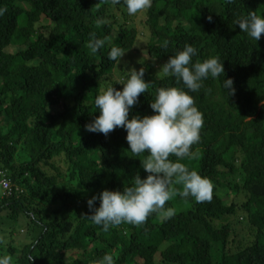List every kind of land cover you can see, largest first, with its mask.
I'll return each instance as SVG.
<instances>
[{"label":"trees","instance_id":"obj_1","mask_svg":"<svg viewBox=\"0 0 264 264\" xmlns=\"http://www.w3.org/2000/svg\"><path fill=\"white\" fill-rule=\"evenodd\" d=\"M0 6L7 8L0 17V255L12 264H29V255L30 264H96L105 253L116 264H264V34L255 41L234 26L249 12L264 14V0H152L139 23L123 0ZM100 18L107 23L98 25ZM91 33L105 39L96 53ZM186 43L198 49L194 62L219 56L224 78L234 81L231 94L223 77L191 93L204 127L195 158L182 162L212 180L213 199L177 195L165 205L175 209L171 219L153 213L141 226L105 233L84 216L92 211L87 200L122 191L137 173L145 177L147 153L133 156L122 127L107 136L86 130L99 115L94 98L111 83L121 88L117 75L143 67L152 87L129 118L152 114L157 88L182 86L155 64ZM113 46L125 51L120 62L107 59ZM24 226L26 240L18 243Z\"/></svg>","mask_w":264,"mask_h":264},{"label":"clouds","instance_id":"obj_2","mask_svg":"<svg viewBox=\"0 0 264 264\" xmlns=\"http://www.w3.org/2000/svg\"><path fill=\"white\" fill-rule=\"evenodd\" d=\"M121 0H112L119 4ZM129 15H135L152 6V0H123ZM229 3L232 0H228ZM7 8L0 6V17ZM211 19V17H209ZM98 25L107 23L104 18L97 19ZM241 32L255 41L264 34V14L249 12L234 21ZM105 39L90 34L89 48L92 53L104 48ZM165 41L162 47H167ZM125 51L119 46L111 47L107 54L109 61L120 62ZM198 49L186 43L182 49L172 54L162 66V74L175 78L176 85L165 86L155 90V98L151 100L150 115H134L129 118L130 110L139 102L141 93H146L152 82L144 78L145 69L133 68L126 78L115 80L122 84L117 88L114 83L101 89L94 98L95 108L99 115L85 125L87 131L99 132L107 136L117 127L126 130V140L133 156L140 157L142 167L147 175H135L130 185L123 190L104 189L99 195L87 200L90 214H85L94 225L102 226L107 233L110 229L122 224L143 225L153 213H159L164 220L175 215V209L165 207L168 201L179 195L182 198L192 197L197 203L211 202L214 184L210 178L201 175L196 169L182 162L191 160L196 153L192 146L201 139L204 127L203 113L196 105L191 93H197L204 87L209 78L223 77L222 86L229 94L235 92L234 81L225 77L223 60L219 56H211L204 60L193 61ZM176 157L175 160L170 157ZM179 185L181 187H176ZM99 200V206L95 202ZM29 264L33 256H28ZM0 264H12L10 255H0ZM96 264H116L114 256L105 253Z\"/></svg>","mask_w":264,"mask_h":264},{"label":"rangeland","instance_id":"obj_3","mask_svg":"<svg viewBox=\"0 0 264 264\" xmlns=\"http://www.w3.org/2000/svg\"><path fill=\"white\" fill-rule=\"evenodd\" d=\"M117 15H118V17H116L117 20H124L123 15H122L121 13H118V11H117ZM130 16L132 17L133 22H134V20H136L137 23H139L142 19L145 18L146 14H144L142 11H140V12H138L137 14H135V15H130ZM138 28H139L140 32H143V33H144V34H142L143 36H147V35H148V33H147L146 31H144V29L142 28V26H141V27H138ZM143 36H141V37H142L143 39H146V38L143 37ZM20 48H21V46H9L8 48H6V50L11 51V52H14V51H18V50H20ZM136 55H138V56L141 55V56H145V57H146V53H142V52H141L140 55L137 54V53H136ZM129 58H133V56H130ZM138 58H139V57H138ZM142 59H143V58H142ZM143 60H144V59H143ZM140 61H141V59H140ZM141 62H142V61H141ZM141 62H138V63H137L138 66L142 65ZM155 66H156V68H157V71H159V73H162L161 70H162V66H163V65H160L159 63H156ZM120 78H125V77H124V76L117 75V78H116V79H120ZM122 87H123V85L121 84V88H122ZM55 110L58 111L59 108L56 107ZM25 232H26V227H25V226L23 227L22 230H19V231L16 232V241H18V243L26 240V238H25ZM7 241H9V239L6 238V242H7Z\"/></svg>","mask_w":264,"mask_h":264}]
</instances>
